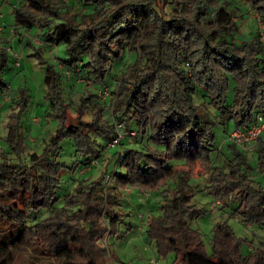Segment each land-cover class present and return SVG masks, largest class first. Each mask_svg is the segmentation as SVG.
<instances>
[{"label": "trees", "instance_id": "obj_1", "mask_svg": "<svg viewBox=\"0 0 264 264\" xmlns=\"http://www.w3.org/2000/svg\"><path fill=\"white\" fill-rule=\"evenodd\" d=\"M251 11L261 24L245 32ZM11 13V31L46 64V115L57 124L27 145V94L3 100L14 59L1 45L0 264L27 249L55 264H107L130 187L161 198L145 230L159 252L175 251L171 264H264V185L253 177L264 175L263 131L254 165L228 136L230 158L217 166L212 156L216 127L229 135L230 123L246 131L264 120V0H19ZM26 34L54 49L56 64ZM102 88L110 95L100 98ZM200 177L220 210L238 198L234 211L255 227L246 251L226 220L209 250L189 225L202 209L188 181Z\"/></svg>", "mask_w": 264, "mask_h": 264}, {"label": "rangeland", "instance_id": "obj_2", "mask_svg": "<svg viewBox=\"0 0 264 264\" xmlns=\"http://www.w3.org/2000/svg\"><path fill=\"white\" fill-rule=\"evenodd\" d=\"M19 0H0V12L2 13L1 24L2 27L10 32V24L13 22V15L11 13L12 6L16 5ZM257 21L260 26V21L257 19L255 12L251 11L248 14V18L244 19L241 29L243 31H249L253 25V20ZM27 35V34H26ZM30 35V34H28ZM28 35L26 36L28 38ZM6 39V40H5ZM25 39V38H24ZM20 40L18 34H12L10 38H0V46L9 44L11 47L21 53L20 65L14 66L13 61L10 59L8 62V68L4 73L5 80L9 82L10 90L13 94H19L22 89L25 90L27 96V106L22 111V130L28 140L27 145L31 148L32 145L38 143L42 137H47L49 134L54 133L56 127V120L51 116L46 115L48 109L47 101L44 97L45 87L42 83V78L45 71V63H40L38 58L34 55H29L35 50L31 45L26 44L25 40ZM29 39V38H28ZM6 42V43H4ZM43 56L50 62L55 63V58L50 55V51L47 48H42ZM57 54L62 56V46L58 45ZM56 64V63H55ZM78 86H75L77 88ZM7 109L0 110V152L7 148L3 136L6 131L5 123L7 120ZM33 117L36 121L33 120ZM233 123L227 126L228 131L233 129ZM217 133V142L220 145V151H213L212 156L214 163L217 166L224 165L228 158H230V147H228V141L225 139L228 136L226 133L221 135L219 133L220 128H215ZM262 137L264 138V130H262ZM240 142L243 141L242 137ZM235 144V143H234ZM241 144H244L242 142ZM64 146V156H68L70 152V142L66 139L62 141ZM34 147V146H33ZM36 147V146H35ZM236 150H248L244 152V155L248 157V162L254 165L253 148L241 147L235 144ZM39 149V148H38ZM230 160V159H229ZM198 169V166L196 167ZM83 169L79 172L82 173ZM255 177L254 183L260 181L264 185V175L254 171ZM204 179L193 178L188 181L187 191L193 193V198L197 202L198 206L202 209V213L191 219L189 225L199 230L202 234L203 241L207 250H209L208 241L212 234V229L215 223L219 220H226L227 223L233 228L234 232L243 238L242 249L244 251L248 248V242L252 239L251 224L244 223L241 215L234 211L239 205L238 198H233L224 207V210H220L218 207L219 200L212 201L211 192L209 188L205 187ZM124 196V211L125 215L122 223L118 225L115 235L109 237V247L111 249L112 258L107 257V264H171L175 251L170 250L166 253H161L157 250L154 241L149 240L146 235V215L148 214V206H153L154 201H161V198L153 193H145L138 188H127L123 191ZM216 205V206H214ZM154 212H157L156 210ZM107 234L105 235V241ZM9 264H55L53 259L49 257L41 258L35 257L29 249L19 253Z\"/></svg>", "mask_w": 264, "mask_h": 264}, {"label": "built area", "instance_id": "obj_3", "mask_svg": "<svg viewBox=\"0 0 264 264\" xmlns=\"http://www.w3.org/2000/svg\"><path fill=\"white\" fill-rule=\"evenodd\" d=\"M1 17H2V13L0 12V31L2 30V24H1ZM29 40L35 44L36 46H38L39 48L43 47V43L41 41V39L39 38L38 35L36 34H31L28 35ZM5 50L13 57L14 59V65L15 66H19L20 64V59H21V53H18L17 51H15L10 45L5 44L4 45ZM50 55H52L55 58V61H57V57H56V52L54 49L50 50ZM88 84L90 85V81H88ZM97 93L99 95L100 98H104L107 95H110L109 91L107 88H102L97 90ZM13 94V92L10 90V85H8V87L2 92V98L3 100H8L10 99L11 95ZM1 105V104H0ZM35 118L38 117H33V120L36 121ZM117 127H120V123H116ZM264 130V120L261 116H258V121L256 124L252 125L249 129H247L246 131H242L239 129V127H234L229 135H228V139L232 142H234L235 144L240 145L241 147H247L248 149H252L253 147H255V140L257 135ZM121 133L117 136L116 139L113 140L112 143H110V145H112L113 143H116L117 140L121 137ZM242 137V139H244L243 141H239L240 138ZM242 142H244V144H241ZM108 179V178H106ZM154 264H157L156 261L153 262Z\"/></svg>", "mask_w": 264, "mask_h": 264}, {"label": "crops", "instance_id": "obj_4", "mask_svg": "<svg viewBox=\"0 0 264 264\" xmlns=\"http://www.w3.org/2000/svg\"><path fill=\"white\" fill-rule=\"evenodd\" d=\"M2 18V17H1ZM11 26H9V28H10ZM10 32L11 33H8L7 31H5V29L4 28H2V30L0 31V38H10V37H12V34H14L12 31H11V29H10ZM27 36V35H26ZM6 40V39H5ZM4 43H6V42H4ZM4 45V44H3ZM15 66V65H14Z\"/></svg>", "mask_w": 264, "mask_h": 264}]
</instances>
